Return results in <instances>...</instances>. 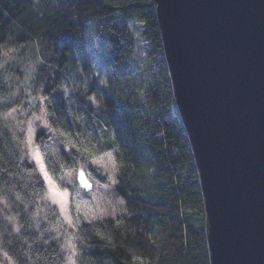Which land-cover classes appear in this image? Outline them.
I'll use <instances>...</instances> for the list:
<instances>
[{"label":"trees","instance_id":"obj_1","mask_svg":"<svg viewBox=\"0 0 264 264\" xmlns=\"http://www.w3.org/2000/svg\"><path fill=\"white\" fill-rule=\"evenodd\" d=\"M138 22L149 53L133 66ZM93 25L104 86L87 52ZM173 105L155 0H0V264H212L195 156ZM35 149L52 175L115 150L128 212L66 222Z\"/></svg>","mask_w":264,"mask_h":264},{"label":"water","instance_id":"obj_2","mask_svg":"<svg viewBox=\"0 0 264 264\" xmlns=\"http://www.w3.org/2000/svg\"><path fill=\"white\" fill-rule=\"evenodd\" d=\"M155 1L211 263L264 264V0ZM77 179L94 186L85 170Z\"/></svg>","mask_w":264,"mask_h":264},{"label":"rangeland","instance_id":"obj_3","mask_svg":"<svg viewBox=\"0 0 264 264\" xmlns=\"http://www.w3.org/2000/svg\"><path fill=\"white\" fill-rule=\"evenodd\" d=\"M133 27L138 38V48L131 62V65L135 66L147 58L149 43L142 35V25L138 22L134 23ZM91 35L87 52L92 56L95 73L100 74V82L104 86L109 77V69L103 61L104 46L94 32V25ZM77 82L73 79L65 80L64 89L69 96ZM172 110L176 112V106H172ZM32 153H34L32 156L39 170L47 181L49 195L55 201L66 222L73 223L74 220L76 226L82 219L90 223H98L109 218L120 217L128 212L124 200L118 197L116 192L118 183L116 151H108L93 157L90 162L78 168L63 169L59 175H52L47 171V165L38 150L35 149ZM98 169L108 176L107 182L102 180ZM79 170H85L92 180L94 185L92 190L88 192L82 190L77 179Z\"/></svg>","mask_w":264,"mask_h":264},{"label":"bare ground","instance_id":"obj_4","mask_svg":"<svg viewBox=\"0 0 264 264\" xmlns=\"http://www.w3.org/2000/svg\"><path fill=\"white\" fill-rule=\"evenodd\" d=\"M156 2V1H155ZM156 5L158 6V4L156 3ZM157 13H158V11H157ZM158 19H159V17H158ZM159 24H160V20H159ZM160 28H161V26H160ZM161 32H162V29H161ZM162 38H163V35H162ZM163 44H164V40H163ZM104 46V49H105V45H103ZM164 53H165V58H166V61H167V57H166V51H165V46H164ZM104 60V59H103ZM167 67H168V69H169V72H170V68H169V65H168V62H167ZM170 76H171V73H170ZM172 79V78H171ZM173 83V82H172ZM175 104H176V97H175ZM174 106V105H173ZM176 109H177V106H176ZM177 111H178V109H177ZM179 113V112H178ZM112 151H115V150H112ZM194 152V151H193ZM194 156H195V154H194ZM195 163H196V166H197V170H198V176H199V180H200V184H201V186H202V190H203V195H204V200H205V206H206V199H205V193H204V189H203V181H202V178H201V173H200V170H199V165H198V162H197V159H196V157H195ZM94 187V186H93ZM93 189V188H92ZM91 189V190H92ZM83 190V189H82ZM85 191V190H84ZM86 192H88V191H86ZM206 213H207V206H206ZM208 242H209V244H210V240H209V223H208ZM210 246V245H209Z\"/></svg>","mask_w":264,"mask_h":264},{"label":"snow or ice","instance_id":"obj_5","mask_svg":"<svg viewBox=\"0 0 264 264\" xmlns=\"http://www.w3.org/2000/svg\"><path fill=\"white\" fill-rule=\"evenodd\" d=\"M81 175V179L83 180V173L80 174ZM84 184L87 186V181L83 180Z\"/></svg>","mask_w":264,"mask_h":264}]
</instances>
